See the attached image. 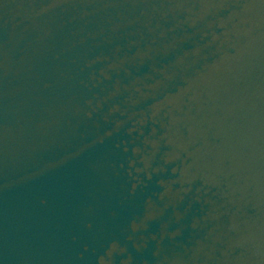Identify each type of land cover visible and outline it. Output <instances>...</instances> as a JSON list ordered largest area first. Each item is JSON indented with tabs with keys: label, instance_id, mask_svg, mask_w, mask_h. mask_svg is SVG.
<instances>
[{
	"label": "water",
	"instance_id": "obj_1",
	"mask_svg": "<svg viewBox=\"0 0 264 264\" xmlns=\"http://www.w3.org/2000/svg\"><path fill=\"white\" fill-rule=\"evenodd\" d=\"M0 264H264V0H0Z\"/></svg>",
	"mask_w": 264,
	"mask_h": 264
}]
</instances>
